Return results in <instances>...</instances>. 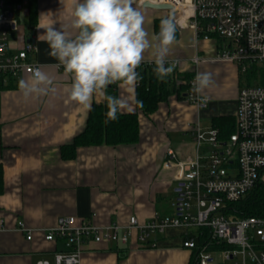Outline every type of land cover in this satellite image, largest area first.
Masks as SVG:
<instances>
[{
    "label": "crops",
    "instance_id": "1",
    "mask_svg": "<svg viewBox=\"0 0 264 264\" xmlns=\"http://www.w3.org/2000/svg\"><path fill=\"white\" fill-rule=\"evenodd\" d=\"M145 1L135 0V7L145 17L144 27L151 40L156 33V19L174 16L169 11L143 6ZM72 4L73 0H35L20 12V27L11 33L12 46L17 49L23 47L30 34L36 37L39 50L33 59L52 77L56 92L26 99L19 91V81L5 83L0 77V164L4 169V192L0 195V264L41 261L57 264L55 255L64 251V245L46 241L41 230L57 226L63 217L106 227L112 223L127 226L134 216L145 223L156 215H171L178 172L175 167H164L169 159L168 149L178 153L176 165L194 148L192 124L202 125L204 116L212 123L217 116L235 115L242 89L239 69L231 62L212 60L215 47L203 41L197 46L189 21L186 19L180 26L173 19L179 37L171 46L168 59H179L182 73L208 71L216 76V83L201 94L211 98L210 106L199 111L192 103L173 95L154 113L138 111L137 143L79 147L75 159H63L60 146L71 143L82 133L90 108L105 101L108 89L103 94H94L90 108L73 101L69 96L71 75L48 55L47 43L38 40L44 29L37 25L48 24L50 15L56 21L55 28L63 27L69 36H75L71 28ZM184 6L189 14V0ZM196 55L204 57L197 67L190 62ZM152 59L150 49L144 61ZM220 74L221 83L217 79ZM116 84L119 98L127 100L130 106V110L121 112L137 111L136 87ZM228 93L224 99L223 95ZM218 101L221 105L214 107ZM226 103L232 104L231 113L221 112V106ZM172 135L179 139L173 141ZM19 221L35 229L32 240L19 232ZM193 232L196 236L198 231ZM137 237L138 232H133L129 245L92 243L82 254L80 264H192L193 252L183 246L187 239L183 228H167L164 234L152 235L150 246L146 247L137 244ZM218 249L212 248L214 253H219ZM223 262L230 264L224 257Z\"/></svg>",
    "mask_w": 264,
    "mask_h": 264
},
{
    "label": "built area",
    "instance_id": "2",
    "mask_svg": "<svg viewBox=\"0 0 264 264\" xmlns=\"http://www.w3.org/2000/svg\"><path fill=\"white\" fill-rule=\"evenodd\" d=\"M35 0H0V77L12 84L30 76L34 67H41L37 55L36 37L28 36L21 49L12 46V32L20 27V12ZM153 3L172 4L173 19L180 26L187 19L200 42L215 47L212 60L231 62L240 76H247L240 90L235 109L236 130L223 138L220 128L191 125L193 150L185 160L174 162L178 153L169 148L164 167L177 168L178 187L171 215H156L145 223L136 216L127 226L112 223L101 227L93 221L63 217L59 224L41 230L46 241L62 242L64 251L55 255L57 264H80L81 256L92 243L112 242L129 245L133 232H138L137 244L150 246L152 235L164 234L167 228H183L187 239L183 246L195 252L196 264H214L213 246L230 264H264V218L236 217L228 213L230 204L242 200L264 177V0H189V14L184 6L187 0H156ZM194 58L198 61L194 63ZM191 63L197 67L204 57L196 55ZM175 61L173 76L188 85L185 99L199 111L207 109L212 100L201 96L200 102L192 93V82L181 81L179 59ZM142 64H154L143 61ZM141 64V65H142ZM63 68V66H59ZM196 75V72H194ZM253 75V83L248 76ZM177 97V93L173 94ZM19 232L33 239L35 229L23 221ZM193 230L197 235L193 236ZM204 236L203 244L197 239ZM39 264H50L45 261Z\"/></svg>",
    "mask_w": 264,
    "mask_h": 264
},
{
    "label": "clouds",
    "instance_id": "3",
    "mask_svg": "<svg viewBox=\"0 0 264 264\" xmlns=\"http://www.w3.org/2000/svg\"><path fill=\"white\" fill-rule=\"evenodd\" d=\"M71 15L75 36H69L63 27L55 28L51 15L48 24L37 26L44 29L38 40L47 43L48 55L71 75L69 96L73 101L90 108L94 94H103L114 83L138 85L142 77L137 69L150 49L157 79L163 81L173 73L176 62L168 57L176 41L177 26L172 18L161 19L159 32L150 40L145 17L135 7V0H73ZM193 62L198 61L194 58ZM213 84L211 72L198 71L192 93L204 103L201 94ZM18 88L26 99L56 92L52 77L39 66L18 82ZM104 99L106 115L112 120L122 110H130L123 98L105 95ZM135 103L142 106V101Z\"/></svg>",
    "mask_w": 264,
    "mask_h": 264
},
{
    "label": "trees",
    "instance_id": "4",
    "mask_svg": "<svg viewBox=\"0 0 264 264\" xmlns=\"http://www.w3.org/2000/svg\"><path fill=\"white\" fill-rule=\"evenodd\" d=\"M169 18V17H164ZM156 19L154 23L155 32H159L161 19ZM179 37V30L176 32V39ZM155 65L142 64L137 69L142 79L136 85L135 101H142V106L136 103L137 111L130 113L120 112L118 118L112 120L106 113L108 112L106 101L94 103L88 114V121L85 129L74 137L71 143L61 145V157L65 160L75 159L79 147L89 146H117L132 145L140 139V125L138 111L143 114H151L159 109L161 103L169 102L173 94L177 93V98L186 100L184 93L188 85L178 82L173 76H168L165 80L157 79L153 69ZM264 74V72H263ZM195 76L194 72H187L179 75V80L188 81ZM248 80L253 83L254 76L249 75ZM264 83V78L261 80ZM12 84V82H10ZM118 83V82H117ZM120 83V82H119ZM106 95L119 97L117 84L108 87ZM212 127L221 130L223 138H228L235 130V117L217 116L212 119ZM3 166L0 164V195L4 192ZM228 213L236 217H260L264 218V181L258 184L240 201L230 204ZM204 236L198 238V243L203 244ZM218 249L219 247L213 246ZM192 264H196L195 252H193Z\"/></svg>",
    "mask_w": 264,
    "mask_h": 264
},
{
    "label": "rangeland",
    "instance_id": "5",
    "mask_svg": "<svg viewBox=\"0 0 264 264\" xmlns=\"http://www.w3.org/2000/svg\"><path fill=\"white\" fill-rule=\"evenodd\" d=\"M215 68V67H214ZM219 69V68H218ZM217 79H218V81L221 83L223 80H222V77H221V74H220V76H217ZM213 80H214V83H216V76H214L213 77ZM247 81V76L246 75H244L243 77H241V85H242V87L245 85V83L244 82H246ZM230 93H228V94H224L223 95V97H224V99H226V97H227V95H229ZM217 100H219V99H217ZM227 100H228V98H227ZM218 104L217 105H215L214 107H217V106H220L221 104H219V101L217 102ZM222 108H221V112H226V113H231L232 111H233V106H232V104L230 105V104H228V103H226V104H223L222 106H221ZM220 107H218V109H219ZM223 110V111H222ZM204 116V115H203ZM203 118V121H202V127H207L208 128V126H210L211 125V122H210V119H208L207 117H202ZM179 138H178V136H174V135H172V140L173 141H176V140H178ZM213 257H214V264H224V262H223V257L222 256H220V254L219 253H214V255H213Z\"/></svg>",
    "mask_w": 264,
    "mask_h": 264
},
{
    "label": "water",
    "instance_id": "6",
    "mask_svg": "<svg viewBox=\"0 0 264 264\" xmlns=\"http://www.w3.org/2000/svg\"><path fill=\"white\" fill-rule=\"evenodd\" d=\"M143 6L147 7V8H151V9H158V10H165V11H170L173 9V5L172 4H163V3H153L149 0H146L143 3Z\"/></svg>",
    "mask_w": 264,
    "mask_h": 264
}]
</instances>
